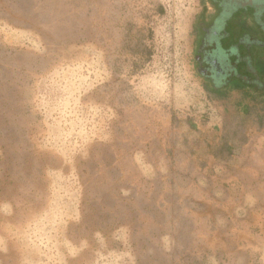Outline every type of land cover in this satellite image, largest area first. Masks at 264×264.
<instances>
[{"label": "rangeland", "instance_id": "obj_1", "mask_svg": "<svg viewBox=\"0 0 264 264\" xmlns=\"http://www.w3.org/2000/svg\"><path fill=\"white\" fill-rule=\"evenodd\" d=\"M205 2L0 0V264H264V131L217 126Z\"/></svg>", "mask_w": 264, "mask_h": 264}, {"label": "flooded vegetation", "instance_id": "obj_2", "mask_svg": "<svg viewBox=\"0 0 264 264\" xmlns=\"http://www.w3.org/2000/svg\"><path fill=\"white\" fill-rule=\"evenodd\" d=\"M198 33L195 64L210 95L220 101L234 84L264 90L254 66L264 58V0H206Z\"/></svg>", "mask_w": 264, "mask_h": 264}, {"label": "crops", "instance_id": "obj_3", "mask_svg": "<svg viewBox=\"0 0 264 264\" xmlns=\"http://www.w3.org/2000/svg\"><path fill=\"white\" fill-rule=\"evenodd\" d=\"M254 66L257 69L258 75L263 79L264 82V58L256 59ZM258 77V76H257ZM259 78V77H258ZM221 102L224 106L220 109L219 114L222 117L220 123L217 124L220 128L224 125L225 114L229 113L230 115H239L241 117H248V122L246 125L237 123L235 126L236 129L240 130H262L264 131V90H258L257 88H246L241 84H234L231 87L225 89L221 92ZM234 128V129H235ZM219 132L223 134V130L219 129ZM248 136V135H247ZM246 138V137H245ZM238 142L240 144L243 141H231V145H234ZM246 140H244V143Z\"/></svg>", "mask_w": 264, "mask_h": 264}, {"label": "trees", "instance_id": "obj_4", "mask_svg": "<svg viewBox=\"0 0 264 264\" xmlns=\"http://www.w3.org/2000/svg\"><path fill=\"white\" fill-rule=\"evenodd\" d=\"M225 146V148H227V149H229V150H231L233 147H231V146H228V145H224Z\"/></svg>", "mask_w": 264, "mask_h": 264}]
</instances>
